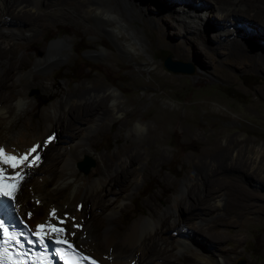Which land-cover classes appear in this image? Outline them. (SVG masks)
I'll return each instance as SVG.
<instances>
[{
	"label": "rangeland",
	"instance_id": "1",
	"mask_svg": "<svg viewBox=\"0 0 264 264\" xmlns=\"http://www.w3.org/2000/svg\"><path fill=\"white\" fill-rule=\"evenodd\" d=\"M224 1L228 0H216L215 4L223 9L230 2ZM233 1H236V8L243 11V15L229 17L227 20H220L216 16V10L210 9L208 5L213 4L212 0H119V3L111 0L114 9L124 15L123 17L130 22V27L134 30L126 27L118 29L114 27L111 30V27L88 22H82V24L94 31L76 29L67 23L52 25V29L44 33L47 38L38 36L37 44L40 46L43 43L46 47L59 37L69 35L73 40L71 50L63 65L43 73L49 81H53V92L46 94L38 86L31 87L28 93L37 104L35 107L32 106L24 118L15 120L12 128H16L26 118V120L40 123L41 109L50 102L63 98L69 89L79 90L81 86L86 89L95 88L98 83L109 88H116L122 101L121 114L111 121L105 119L102 122L104 127L99 131L96 130L99 125L95 124L96 127L92 130L93 138L88 141V144L97 153L103 154H115L119 147L130 144L131 150L135 151L140 146L141 151L149 155L144 141L155 134L148 144L151 153L159 157L152 174L140 187L141 190L139 191L138 187L127 190L136 196L123 201L130 206L122 216L117 214L121 223L126 225L135 216L144 213L143 201L155 191L156 178H164L177 187L182 180L193 179L196 176L197 179L191 180L190 183H198V187L195 186L198 191L204 187V182L207 183L208 179L212 181L213 170L218 164L221 168L218 170L219 177L230 174L242 178L245 189L255 194L248 199L242 198L240 203L236 201L233 204L235 208L243 210V214H237L231 209L233 208L232 197L229 195L231 184L220 180L218 186L216 185V193L221 198L228 199L220 216L222 223L229 224L227 230L223 229L222 233L219 231L212 235L218 240L228 239V243L225 241V244L220 246L221 249L217 248V253L227 254L226 264H264V164L260 160L264 151V59H262L264 58V0ZM179 5L181 8L176 7ZM181 11L185 12V16H190L185 18L186 21L199 24V27L186 31L184 30L186 26L179 24L178 20H175L172 26L169 24L170 27H166V22L162 21V18H176ZM194 13H203L204 17L200 19L195 17ZM244 13L250 17L245 16ZM97 18L103 19V17ZM237 20L242 22L238 21L236 24ZM107 23H115V17H111ZM228 29H232L230 39H222L220 43L222 46L215 48L217 44L215 37H224L223 34ZM156 30H161L164 43L156 40ZM117 35L137 45L140 43L136 39L140 40L143 47H138L141 50L138 56L130 55L119 43L114 42ZM193 37L203 41L207 50L206 54L199 52L200 49ZM13 41L28 44L27 40L15 38ZM176 45H182L185 53L178 52ZM33 48L32 46L28 49H20L18 54L29 53L34 57ZM166 55H170L172 60L189 62L194 72L179 74L168 71L162 65ZM27 64L32 63L28 61ZM201 70L206 79L196 78ZM84 103L85 100L70 103V105H84ZM104 110L101 108L96 111L97 115ZM133 112L135 113L133 120L126 124V129L119 131L120 121L123 120L124 115ZM162 113L178 115L171 125L166 126L169 133L165 136L162 135L163 130H159L156 119V115ZM184 118L185 122H181ZM138 121L144 122L145 128L139 134L129 133L128 129ZM95 122L96 116H90L87 120L77 123V126L83 128L82 135H84L86 127ZM182 125H185V136L179 131ZM77 135V133L69 132L63 137L67 141H74ZM230 136L244 141L236 146H226ZM56 137L61 138L58 134ZM213 137L219 138L218 147L210 146ZM68 143L56 142L52 155L63 156L66 149L63 146ZM257 149L261 150L258 155L255 153ZM39 154L40 159L37 162L40 166L38 167L48 165L49 163H44L47 158L44 152L39 151ZM256 155L257 158H255ZM145 158L147 157L144 156L139 166L145 164ZM83 160L88 161L90 169L88 168L89 171H87L90 172L95 166L94 160L92 158ZM231 167L237 168L229 169ZM225 168L229 170L226 172ZM80 170L88 173L81 168ZM250 174H252L251 178L246 176ZM23 178L26 179L25 176ZM18 183L21 184L20 188L22 186V189L26 191L24 182ZM12 193L14 198L17 197L19 200V194ZM112 193V200H115L116 193ZM180 196L182 197V194L178 195ZM240 196L236 189L234 198L237 200ZM104 198H106L105 195L98 198L96 192L91 193L89 201L84 206L87 214L94 213V203ZM203 205L201 202V206ZM178 210L171 211L169 215H177V218L184 219L183 221L188 215L196 216V211L190 210V212L183 206ZM91 219L97 235H100L105 225V212L95 213ZM170 221L165 223L169 224ZM173 228L166 233L167 241L170 245L180 243L182 249H175L171 253L172 264H188L187 258L182 257L188 256L193 247L185 246L182 240L174 241L177 236L182 235L178 229L173 230ZM184 234L186 235L182 237H191L193 242L200 245L210 243L206 236L197 232ZM66 235L61 236L67 237ZM69 239L76 245L75 237ZM105 262L116 264L107 260Z\"/></svg>",
	"mask_w": 264,
	"mask_h": 264
},
{
	"label": "bare ground",
	"instance_id": "2",
	"mask_svg": "<svg viewBox=\"0 0 264 264\" xmlns=\"http://www.w3.org/2000/svg\"><path fill=\"white\" fill-rule=\"evenodd\" d=\"M115 1L119 3V0ZM228 1L230 2L223 9H220L215 4L216 0H212L213 4L208 6L211 10H216V16L220 20L243 15V11L236 8V1ZM176 7L181 8V5ZM244 15L248 16L245 13ZM113 16L115 17V23H107ZM123 16L114 9L111 0H0V147H3L7 154L19 156L31 146L39 144L41 147L38 151H43L47 157L44 163H49L46 166L38 167L40 165L36 161L37 166L28 170L26 175L22 173L21 175L25 176L26 179L23 178L21 180V177L16 175L17 172H20L19 167L11 170L10 167L0 162V168L4 169L0 173V185L5 188L11 187L12 192L19 194V200H17V197L14 198V208L27 220L29 226L33 227L35 224L40 223L49 225L42 231L47 233V236L66 235L74 232L75 235L66 236L68 238L75 237L78 243H76L77 246L75 245L77 248L92 257L94 256L96 260L104 264H108L105 260L116 264H172L171 253L175 249H182L180 243L170 245V242L167 241L166 233L171 231L172 227H174L173 230L178 229L182 236H185L186 234L184 233L186 232H189V234L197 232L206 236L210 241L208 245H200L193 242L192 238L188 236L182 237L179 235V237L177 236L174 239V241L182 240L185 246L193 247L190 254H187L188 256L182 257L187 258L186 262L188 264L192 262L198 264H226L227 254H218L217 248L221 249L220 246H223L225 241L228 243V239L218 240L212 235L219 233L223 229L227 230L226 228L229 224L222 223L220 214L228 199L221 198L216 193L215 187L218 186L220 180L222 182L225 181L229 185L231 184L229 195L232 200H229L232 203V211L237 214H243V210L235 208L233 204L236 201L240 203L242 198L248 199L255 193L247 188L245 189V183L242 178H237V176L228 173L225 174H228L229 177H219L218 170L221 168L218 164L213 170L212 181L208 179L209 181L207 183L204 182V187L198 189V191L195 189V186L198 187V183H190L191 180L197 179L196 176L193 179L183 178L184 180L177 187L171 182L164 180V178H156L155 191L143 201L144 213L135 216L126 225L121 223L120 218H117L118 213L122 216L130 206L123 201L128 198L133 199L136 196L127 190L135 187H138L139 191L141 190L140 187L152 174L156 165L155 162L159 157L157 158L151 153V148L148 144L155 134L144 141L149 155L143 153L140 146L135 151L131 150L130 144L119 147L115 154L97 153L88 144V141L93 138L92 130L95 129V124L99 125L96 129L99 131L104 127L102 122L105 119H110L111 121L121 114L122 101L116 88H109L104 84L98 83L95 88L86 89L81 86L79 90L69 89L63 98L50 102L41 109L40 123L26 120V118L16 128H12L15 120L20 117L24 118L30 112L32 106L34 105L35 107L37 104L36 100L28 93L31 87L38 86L46 94L53 92V81H49L48 78L43 76V73L63 65L72 47L73 40L69 35L59 37L46 47L43 43L40 46L37 44L39 41L38 36L41 35L43 38H47V35H44L45 31H49L52 25L61 23H67L76 29L81 28L89 32L94 30L83 25L82 22L97 23L100 26L111 27V30L114 27H117V29L126 27L134 30L130 27V22ZM194 16L202 19L204 14L194 13ZM97 17H103V19L100 20ZM187 17L190 16H185V12L181 11L176 17L177 19L165 17L162 18V21L166 22V27H170L169 24L172 26L175 20H178L179 24L182 23L186 26L184 29L186 31L199 27V24H191L186 21L185 18ZM238 21L242 22L237 20L235 21L236 24ZM231 30H226L222 38L215 37V41H217L215 48L222 46L220 45L222 39H230ZM155 33L156 40L164 43L161 30H156ZM119 37L120 35H117L114 38V42L119 43L122 49L130 55L138 56L139 52H141L140 48H138L142 44L141 41L136 39L140 43V45H137L135 42H127ZM15 38L27 40L28 44L13 41ZM193 40L200 49L199 52L206 54L207 50L203 41L199 38H194ZM32 46L34 47V57L29 53L18 54L20 49H28ZM176 50L182 54L185 53L182 45H176ZM90 56L93 57L94 55ZM28 61L32 64H27ZM202 73L203 70L199 72L198 76L196 75V78L202 77L206 79V76ZM83 100H85L84 105H70V103ZM101 108L105 110L97 115L98 112L96 111ZM134 114L133 112L124 115L123 120L120 121L119 131L126 129V124L133 120ZM90 116H96V122L88 125L85 129L86 133L82 135L83 128L77 126V123L87 120ZM177 117L178 115L175 113L156 115L159 130H163L162 135L165 136L166 133H169L166 126L171 125ZM181 122H185V118ZM145 126L144 122L138 121L128 130L129 133L135 132L139 134ZM185 130V125H182L179 131L183 136H185ZM69 132L77 133V139L67 141L63 136ZM57 134L61 138L56 137ZM50 137L52 138L51 140H49ZM243 141L230 136L226 141V146H236ZM56 142H69L63 146L66 148L63 156L52 155ZM210 146L218 147L219 138L213 137ZM260 151L257 149L255 153L258 155L261 153ZM257 155L255 158H257ZM144 156L147 157L145 158L146 162L139 166ZM261 157L260 160L264 164V151H262ZM85 158H92L95 162V166L90 172H88V166L87 174L83 173L78 167L79 163ZM250 159L253 161V157ZM29 160H31V156H29ZM16 163L19 164V161H16ZM236 168L231 167L229 169ZM229 169L225 168L226 172ZM246 176L251 178L252 174ZM19 181L24 182L26 191L22 189V186L20 188L21 184L18 183ZM113 188H115V191H113ZM236 189L241 194L237 200L234 198ZM93 192H96V197L98 198H102L104 195L106 198L94 203L95 212L88 215L84 206ZM112 192L116 193L115 200H112ZM179 194H182V197H178ZM201 202L202 205L204 204L203 206H201ZM182 206L188 211H193L196 208L194 210L196 211V216L188 215L183 221L184 219L177 218V215H169L171 211L176 212ZM51 209H55L56 216L61 219L65 213L70 218L74 217L75 223L81 227L74 228L72 219L62 225L58 224L56 219L49 221ZM102 211L105 212V225L102 233L97 235L91 218L95 213ZM29 213L31 214L30 216ZM168 220H171L169 224L165 223ZM52 224L64 228L66 232L53 233L51 231Z\"/></svg>",
	"mask_w": 264,
	"mask_h": 264
},
{
	"label": "snow or ice",
	"instance_id": "3",
	"mask_svg": "<svg viewBox=\"0 0 264 264\" xmlns=\"http://www.w3.org/2000/svg\"><path fill=\"white\" fill-rule=\"evenodd\" d=\"M52 138L50 137L49 140H51ZM41 146L39 144L31 146L27 151H25L22 155H8L5 152V149L3 147H0V158L3 159L5 164L11 165V170H15L16 168H20V172H17L16 175L21 177V180L23 179V175L27 174V171L30 170L31 168L37 166L36 165V161H38L40 159V154L38 149ZM33 153H35V155H32ZM29 156H31V160H29ZM16 161H19V164L16 163ZM4 171L3 168H0V173H2ZM23 173V175H21ZM12 197H13V193L11 190V187L9 188H5L0 186V200L2 199H7L9 206H12ZM37 203H39V201H37ZM13 211H15V208L13 207ZM31 214L29 213V216ZM49 221H51L52 219H56L58 224H65L69 219L73 220V227L74 228H79L81 227L79 224L75 223V218L74 217H69L67 213L64 214V217L61 219L59 217L56 216V210L55 209H51L50 211V215H49ZM2 223V222H0ZM49 225L45 224V223H40L38 225H36V231L33 233V235L37 238H39V243L43 246V247H47V242L44 239V237L47 235V233L42 232L41 230L45 229L46 227H48ZM8 228H3L0 229V240H2L3 236L2 233L3 232H7ZM51 231L53 233H59V232H66V230L62 227H57L56 224H52L51 225ZM67 235H75V233H67ZM21 242L20 241H13V245H19ZM28 244L30 245H34L35 243H37V241H33V240H29L27 241ZM52 243H63L66 246L70 247V248H74V245H71L69 243V241L65 238L64 240H60L59 237H57L55 240H52ZM89 261V264H95L94 261L91 260L90 257L86 258ZM64 264H70L69 261L65 260ZM71 264H77L76 261H72Z\"/></svg>",
	"mask_w": 264,
	"mask_h": 264
},
{
	"label": "water",
	"instance_id": "4",
	"mask_svg": "<svg viewBox=\"0 0 264 264\" xmlns=\"http://www.w3.org/2000/svg\"><path fill=\"white\" fill-rule=\"evenodd\" d=\"M162 65L165 69L168 71H171L173 73H185V74H191L194 72L193 66L189 62L185 61H179V60H172L170 55H166L162 60ZM88 161L83 160L80 163V168L83 171H86L88 168Z\"/></svg>",
	"mask_w": 264,
	"mask_h": 264
},
{
	"label": "clouds",
	"instance_id": "5",
	"mask_svg": "<svg viewBox=\"0 0 264 264\" xmlns=\"http://www.w3.org/2000/svg\"><path fill=\"white\" fill-rule=\"evenodd\" d=\"M22 217V216H21ZM22 219H23V221H25V223L29 226V224H28V222L26 221V219H24V217H22ZM31 229L34 227H31V226H29ZM67 239L68 240H70L71 242H72V244L75 246V244H74V242L71 240V239H69L68 237H67ZM75 248H77L76 246H75ZM79 249V248H78ZM85 253V252H84ZM87 254V253H86ZM89 255V254H88ZM89 256H91V255H89ZM92 257V256H91ZM92 258H94V257H92ZM95 259V258H94ZM96 260V259H95ZM98 261V260H97ZM98 262H100V261H98ZM101 264H104V263H102V262H100Z\"/></svg>",
	"mask_w": 264,
	"mask_h": 264
}]
</instances>
